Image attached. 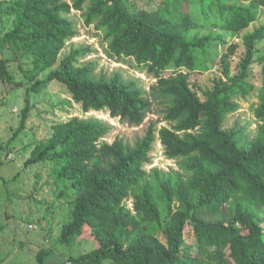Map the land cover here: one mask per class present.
Returning <instances> with one entry per match:
<instances>
[{
  "label": "trees",
  "instance_id": "1",
  "mask_svg": "<svg viewBox=\"0 0 264 264\" xmlns=\"http://www.w3.org/2000/svg\"><path fill=\"white\" fill-rule=\"evenodd\" d=\"M87 1L12 0L14 23L0 34V49L28 59L23 73L32 84L26 96L57 84L84 113L105 110L111 119L131 126L143 123L155 101L170 127L157 130L151 124L143 138L129 145L100 142L110 128L97 119L52 124L24 164L49 161L51 177L72 187V219L62 239H84L95 246L69 264H264V50L256 49L264 28L242 37L244 56L236 74L230 77L225 66L226 80L216 82L201 101L190 87V71L197 52L214 42L226 44L222 35H192L199 26L187 12L175 22L159 10H134L126 0H91L85 24L102 32L109 59H131L153 74L156 83L146 94L117 72L96 73L94 62L79 66L88 48L60 59L66 42L77 35L68 16L71 10L82 11ZM237 1L199 0L204 13L216 7L219 29L229 33L246 30L264 14V0ZM237 47L230 44L227 54ZM257 55L262 84L254 116L259 126L245 153L224 130V121L237 110L235 99L255 90L248 80ZM0 81H12L7 60H0ZM27 121L24 109L11 140ZM156 141L178 171L144 170ZM129 199L132 211L124 205ZM258 209L263 216H257ZM187 227L193 233L191 245L185 242Z\"/></svg>",
  "mask_w": 264,
  "mask_h": 264
},
{
  "label": "rangeland",
  "instance_id": "2",
  "mask_svg": "<svg viewBox=\"0 0 264 264\" xmlns=\"http://www.w3.org/2000/svg\"><path fill=\"white\" fill-rule=\"evenodd\" d=\"M69 1V0H66ZM134 10H159L162 16L180 22L187 15L198 23L192 35L198 37L213 34L222 35L226 44L212 43L205 52H197V63L190 71L189 84L198 98L204 100V93L219 81H225L222 70L229 69V76L236 74L239 61L244 56L242 37L264 28V14L240 33L223 32L219 29V14L215 6L206 7L205 13L199 0H126ZM228 2L239 3L237 0ZM12 0H0V34L13 27L14 13ZM91 5L87 1L82 11L71 10L69 20L77 33L66 42L60 59L77 48H88L87 54L79 59V66L94 62L96 73H119L125 81H134L146 94L156 83L153 74L137 67L131 59L117 62L105 54L106 44L102 41V32L94 24L86 25L84 15ZM237 44L233 55L227 54V47ZM257 50H264V40L257 43ZM250 68L248 82L255 90L246 97L235 99L238 108L226 116L224 130L232 134L236 147L247 153L256 138L259 122L254 116L258 105L257 94L262 84L261 65L258 62ZM0 60H7L12 81H0V264H69L70 259L85 254L94 248L92 241L65 242L62 232L72 217V187L67 180L51 177V162L25 166V161L44 142L53 123L66 122L70 118L97 119L109 126V133L100 142L111 144L121 140L133 145L144 137L152 124L170 127L163 122V106L153 102L152 111L146 115L140 125H128L119 119H111L108 112L84 113L81 107L73 103L63 86L50 84L38 94L26 96L25 90L32 83L24 78L23 69L29 68L28 59L21 53L0 49ZM45 74L41 75L43 78ZM28 111V121L24 129L11 140L19 127L22 112ZM150 161L144 170L152 169L168 172L178 171L176 161L164 155L163 147L156 141L148 154ZM66 191L64 195L62 192ZM125 207L132 211V200L124 201ZM257 216H263L257 210ZM263 225V224H261ZM185 242L191 245L193 233L187 227ZM42 260V261H41ZM103 264H111L105 261Z\"/></svg>",
  "mask_w": 264,
  "mask_h": 264
}]
</instances>
